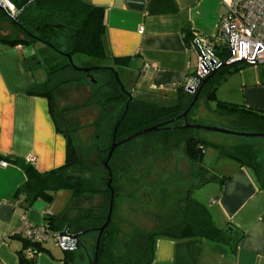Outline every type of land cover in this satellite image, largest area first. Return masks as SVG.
<instances>
[{"label": "crops", "instance_id": "obj_1", "mask_svg": "<svg viewBox=\"0 0 264 264\" xmlns=\"http://www.w3.org/2000/svg\"><path fill=\"white\" fill-rule=\"evenodd\" d=\"M83 1L103 7L106 50L110 57L123 59L117 70L131 71L122 74L131 96L159 103L170 102L195 73L198 54L193 40L212 41L222 13L219 0ZM0 32L14 36L8 19L0 21ZM222 47L217 43L213 50ZM53 53L39 44L0 41V155L7 162L0 165V264H20L23 237L14 232L22 218L46 224V218L62 212L71 198L67 190L59 204L38 199L25 208L21 198H14L26 181L25 173L7 160L33 157L31 164L39 172L65 162L66 138L51 116L47 98L29 92L47 81L50 70L67 63L58 53L62 57L53 58ZM214 97L208 102L203 98L211 115L217 101L264 112V64L249 63L231 73L216 87ZM173 147L156 153L158 159L163 161V154ZM209 154L218 166L204 165L205 151L201 164L192 165L203 175L202 189L207 190L206 200L198 203L216 227L226 230V240L160 236L149 264H264V187L237 161L221 156L215 148ZM40 246L34 264H63L64 252L53 240Z\"/></svg>", "mask_w": 264, "mask_h": 264}, {"label": "trees", "instance_id": "obj_2", "mask_svg": "<svg viewBox=\"0 0 264 264\" xmlns=\"http://www.w3.org/2000/svg\"><path fill=\"white\" fill-rule=\"evenodd\" d=\"M10 1L19 12L12 19L0 9V21L9 20L14 36L2 35L0 32V41L7 45L39 44L67 59L66 64L48 72V79L43 85L29 91L47 98L51 116L58 129H62L61 124L69 125L65 119V107L61 108L60 112L57 111L59 92L69 93L83 79L87 77L90 79V74L99 76L97 79L88 80L90 95L84 100V104L98 107V115L91 129L93 142L88 150L77 152L70 136L73 130L62 129L66 138L67 152L64 164L58 168L39 172L27 161L17 158L7 159L21 166L25 173V183L14 194L15 199H22L25 208L31 207L38 199L50 202L60 190L70 191L71 198L64 210L46 218V225L50 231H65L68 235L78 237L79 242L76 243L73 251H63V264H81L85 260L87 262L85 251L80 244L89 253L90 247L94 251L98 228L108 217L111 189L114 193L112 210L110 220L100 238L98 264H149L152 260L154 243L160 236L176 239L200 237L209 240H226V230L213 224L208 210L200 203L188 199L176 220H172L171 215L158 214L159 223L158 220H152L153 222L150 223L156 225L151 227L154 231L146 233L142 245L137 246L135 234L137 209L130 214L127 205H123L121 212H118L117 199L121 192L127 200L133 201L143 209V205L147 201L151 202V198L150 194L142 196L139 192L142 187L149 188V179L142 181L143 186L138 185L137 178L140 177L142 170L138 168L135 171L128 156L124 153L121 155L119 148L130 141L118 144L107 161L111 171L109 185V174L104 163L113 138L115 142H120L138 131L160 125L156 131L141 134L147 136L145 138L153 143L152 152L147 155L153 157V163L157 164L160 161L157 157L159 153L162 154L170 146L182 144L190 164L199 165L205 148L211 147L217 149L221 156L232 158L246 167L260 186L264 187V168L255 160L257 155L251 147L236 145L230 150L226 149L221 144L200 138L197 134L199 130L182 127L184 119L177 118L189 106L199 87L201 88L197 99L204 98L207 102L213 100L216 87L231 73L249 63L237 61L221 65L200 81L194 93L186 91L184 85L179 86L176 94L170 96L168 103L132 97L131 92L123 87L117 70L118 64L122 65L123 59L110 57L106 50L103 7L83 0ZM214 54L220 63H223L228 56L225 47L215 49ZM77 55L84 58L80 66L73 61V57ZM214 111L219 122H227V127L220 125L221 127L264 133L262 111L220 101H217ZM187 116L186 121L190 123ZM164 122L166 123L162 124ZM103 142H106V146L102 145ZM2 158L0 155L1 160ZM142 160L146 161V156L139 158V162ZM94 168H98V171ZM72 170H75L76 174H72ZM145 214L147 213L141 212V219L150 222V218ZM127 228L128 231H125ZM22 242L23 247L31 245L24 238ZM40 247V245L33 246L36 253ZM118 247L125 251L123 255L117 253ZM19 256L20 264H34V259H27L22 249Z\"/></svg>", "mask_w": 264, "mask_h": 264}, {"label": "rangeland", "instance_id": "obj_3", "mask_svg": "<svg viewBox=\"0 0 264 264\" xmlns=\"http://www.w3.org/2000/svg\"><path fill=\"white\" fill-rule=\"evenodd\" d=\"M54 57H58L59 59V57L62 56L54 52L53 58ZM83 60L84 58L78 55L73 57L74 63L78 66L83 64ZM130 72L129 69L124 67H120V70H118L119 78L127 90L130 89L129 84L122 74H129ZM89 77L94 80L99 76L93 73L90 74ZM90 79L87 77L86 79H83L82 82H79L78 86L75 85L73 90L69 91V93L59 92L58 95L57 111L60 112L61 108L64 109L65 107V119L69 124H66V126L61 124V128L68 131L71 129L73 130L70 132V136L75 150L79 153L88 150L91 146L93 142V132L91 129L98 115V107L96 105L84 104V100L88 99L90 95V87L88 83V80ZM212 105L213 103L209 104L210 107H213ZM187 118L188 121L193 124L226 126L227 123L226 121L221 123L217 120L215 114L211 115L203 98L196 100L195 105ZM197 134L200 138L221 144L229 150L236 145H247L251 147L257 155L255 160L262 168H264V137H238L204 130H199ZM145 137L147 136H137L130 140V142L128 141V144H122L123 146L121 145L119 148L121 155L124 153L128 156L135 171H137L138 168L142 170L140 177L137 178V184L143 186L142 181L149 179V188L142 187L139 192V195L142 196L150 194L151 198V202L147 201L146 204L143 205V209H141L140 205L138 206L137 204H134L133 201L127 200L122 196L121 192L117 199L118 212H121V206L123 205H127L128 213L130 214L134 213L137 209V232L135 233L137 246L140 244L142 245L146 233L154 231L151 227H155L156 225L150 223L155 220H158L157 223H159V219L157 218L158 214L171 215V219L176 220L178 218L177 215L182 211L186 200L189 199L192 202H204L207 198V190L202 189L203 175H199L197 173V168H195V166L193 168L187 160L182 144H178L176 147H173L174 149L168 150L164 153L163 161H159L156 164L155 162L153 163V157L147 156L152 152L151 144L153 143ZM102 145L106 146V142H103ZM211 151V147L205 148L206 155L203 163L207 166L212 164V166L216 167L218 164L215 163L216 161H213L215 157H211V154H209ZM145 156L146 161L142 160V162H139V158L142 159V157ZM148 158L150 160H148ZM94 170L98 171V168H94ZM72 174H76L75 170H72ZM66 193L67 190H60L51 202L55 201L54 203L59 204L61 200H63V195L65 196ZM141 212L147 213L145 215L150 218V222L149 220L145 222L144 219H141ZM116 218H118V216ZM125 231H128V228ZM89 251V254L92 256L93 250L91 247L89 248ZM124 252L125 251L118 247L117 253L123 255ZM81 264H87L86 260L82 261Z\"/></svg>", "mask_w": 264, "mask_h": 264}, {"label": "built area", "instance_id": "obj_4", "mask_svg": "<svg viewBox=\"0 0 264 264\" xmlns=\"http://www.w3.org/2000/svg\"><path fill=\"white\" fill-rule=\"evenodd\" d=\"M222 13L217 33L212 41L203 37L193 40L198 54V65L193 75L185 80V90L194 93L200 81L221 63L215 56L213 47L223 43L228 56L226 61H241L250 64H264V0H219ZM2 9L10 18L14 19L19 10L10 0H0ZM27 162H34L30 157ZM7 162L0 160V165ZM66 233V232H65ZM14 235L27 240L31 245L22 248L27 259H35L34 245H41L53 240L62 251H73L76 240L67 233L53 232L46 224L35 225L22 218Z\"/></svg>", "mask_w": 264, "mask_h": 264}, {"label": "water", "instance_id": "obj_5", "mask_svg": "<svg viewBox=\"0 0 264 264\" xmlns=\"http://www.w3.org/2000/svg\"><path fill=\"white\" fill-rule=\"evenodd\" d=\"M129 6L134 7V8H141V5L136 4V3H129ZM233 62H237V61L227 62L225 60L219 66L215 67L214 71L216 69H218L221 65L229 64V63H233ZM200 88L201 87H199L198 90L195 92V95H194L192 101L190 102L189 106L186 108V110L181 115H179L177 117V118H180L181 117V118L184 119V124L182 125V127L192 128V129H195V130H204V131H209V132H216V133H220V134L231 135V136H238V137H247V138L264 137V133L236 131V130L228 129V128L221 127V126L187 123V121H186L187 113L190 110V108L194 105V103L196 102L197 97H198V92H199ZM165 123L166 122H164L162 124H165ZM159 127H160V125L150 126V127L146 128L144 130L138 131L137 133L128 136L127 138H125L124 140H122L120 142H115L114 141V138H113L112 143H111V146H110V149H109V152H108V157H107V159H106V161L104 163V165L106 166V168L108 170V174H109L108 185L110 184V181H111V171H110L109 166L107 165V161L109 160V158H110L113 150L115 149V147L118 144L123 143V142L130 141L134 137H136L138 135H141V134H143V133H145L147 131H156L157 129H159ZM113 196H114V193H113V190L111 189L110 206H109V211H108V217H107L106 221L103 223V225L100 228H98V232H97L96 239H95V247H94V251H93L92 256L89 254V252L87 251V249L82 244L79 243L80 246H82V248L85 251V255H86V258H87V264H98V250H99L100 238H101V235H102L103 230L105 229L107 223L110 220V214H111V210H112ZM61 234L64 235L66 233H65V231H62ZM70 236L72 238H74L76 240V242H79L77 235H70Z\"/></svg>", "mask_w": 264, "mask_h": 264}, {"label": "flooded vegetation", "instance_id": "obj_6", "mask_svg": "<svg viewBox=\"0 0 264 264\" xmlns=\"http://www.w3.org/2000/svg\"><path fill=\"white\" fill-rule=\"evenodd\" d=\"M128 142V141H127ZM117 147V146H116Z\"/></svg>", "mask_w": 264, "mask_h": 264}]
</instances>
